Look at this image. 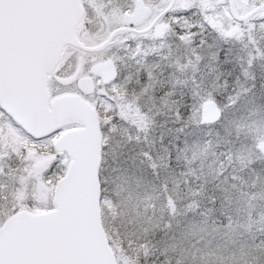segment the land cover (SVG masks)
Here are the masks:
<instances>
[{
	"label": "snow or ice",
	"instance_id": "6c2138e0",
	"mask_svg": "<svg viewBox=\"0 0 264 264\" xmlns=\"http://www.w3.org/2000/svg\"><path fill=\"white\" fill-rule=\"evenodd\" d=\"M0 264H264V0H0Z\"/></svg>",
	"mask_w": 264,
	"mask_h": 264
}]
</instances>
